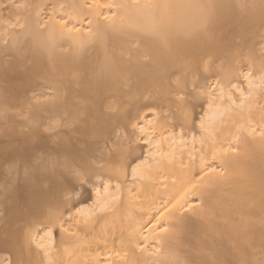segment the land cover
I'll list each match as a JSON object with an SVG mask.
<instances>
[{"label": "bare ground", "instance_id": "obj_1", "mask_svg": "<svg viewBox=\"0 0 264 264\" xmlns=\"http://www.w3.org/2000/svg\"><path fill=\"white\" fill-rule=\"evenodd\" d=\"M0 264H264V0H0Z\"/></svg>", "mask_w": 264, "mask_h": 264}, {"label": "snow or ice", "instance_id": "obj_2", "mask_svg": "<svg viewBox=\"0 0 264 264\" xmlns=\"http://www.w3.org/2000/svg\"><path fill=\"white\" fill-rule=\"evenodd\" d=\"M213 171H215V169H213Z\"/></svg>", "mask_w": 264, "mask_h": 264}]
</instances>
